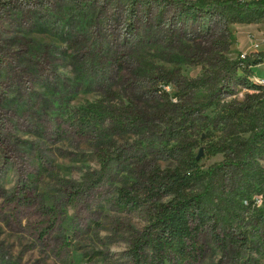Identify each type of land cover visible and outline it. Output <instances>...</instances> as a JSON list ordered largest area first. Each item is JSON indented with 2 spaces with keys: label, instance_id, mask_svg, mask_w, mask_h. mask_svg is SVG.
<instances>
[{
  "label": "rangeland",
  "instance_id": "obj_1",
  "mask_svg": "<svg viewBox=\"0 0 264 264\" xmlns=\"http://www.w3.org/2000/svg\"><path fill=\"white\" fill-rule=\"evenodd\" d=\"M180 1L189 0H0V264H152L134 247L150 204L121 211L115 202L120 185L143 198L140 174L182 158L170 150L179 139L164 140L165 123L151 108L159 89L193 106L213 85L186 92L183 79L210 68L226 37L229 57L264 51V17L227 24L216 16L205 28L179 20ZM254 74L264 77V60ZM234 89L199 113L176 111L180 139L196 143L204 171L226 158L208 145L240 130L225 112L255 92ZM115 113L127 117L125 129L110 121ZM230 188L225 177L211 189L224 197ZM252 205L264 207V191ZM235 212L247 239L221 243L227 214L217 207L215 222L198 231L194 264H264L251 209Z\"/></svg>",
  "mask_w": 264,
  "mask_h": 264
},
{
  "label": "trees",
  "instance_id": "obj_2",
  "mask_svg": "<svg viewBox=\"0 0 264 264\" xmlns=\"http://www.w3.org/2000/svg\"><path fill=\"white\" fill-rule=\"evenodd\" d=\"M182 11L179 20L186 23L200 22L208 28L214 17L229 22L252 21L264 17V0H189L180 1ZM227 37L224 46L215 50L208 58L210 68L196 77L184 78V89L187 91L212 84L211 93L205 100L193 106L183 105L168 98L162 89L159 92L160 100L151 108L159 112L156 118L165 123V141H179L170 147L171 151L180 149L182 158L174 164L165 166L155 165L146 173L140 174L143 182V198L141 194L129 187L133 185H120L117 187V208L121 211H134L143 205L150 204L153 210L149 224L144 228L141 236L134 242L136 249L145 252V259L152 264H194L198 254L202 253L197 243L198 231L215 222L216 208H222L227 218L224 220V236L221 243L242 245V239H247V231L242 227V217L235 212L251 209V218L262 229L261 238L264 241V207L253 204V196L264 191V168L259 159L264 156V84L255 81L254 67L264 60V51H251L245 57L226 55L228 50ZM180 60L183 58L179 57ZM165 70V69H163ZM146 74L147 70L141 68ZM175 70H165L174 72ZM143 73V74H144ZM244 85L255 92L246 93L243 100L236 106H231L224 114V118H236L240 122L239 131H233L229 138L208 145V152L216 154L222 152L226 158L219 163L212 164L207 170L198 167V161L192 152L195 142L180 139L176 119L177 109L181 115H193L212 106L220 94H234V86ZM164 96L165 98L161 97ZM159 98V96H158ZM101 103V102H100ZM93 107L102 108L99 103H92ZM156 108V109H154ZM95 109V108H94ZM96 111V109H95ZM191 117V116H190ZM113 114L110 121L115 128L125 129V119ZM189 119V117H188ZM102 167H106V159L101 157ZM230 179L229 189L224 197H215L211 189L217 180ZM205 181L200 191L193 190L195 183ZM231 193L232 196L231 197ZM167 197V200L162 198ZM234 198V200H233ZM215 199L219 200L215 201ZM247 201L244 205L242 202ZM136 252V250H135Z\"/></svg>",
  "mask_w": 264,
  "mask_h": 264
},
{
  "label": "built area",
  "instance_id": "obj_3",
  "mask_svg": "<svg viewBox=\"0 0 264 264\" xmlns=\"http://www.w3.org/2000/svg\"><path fill=\"white\" fill-rule=\"evenodd\" d=\"M240 1H241V0H240ZM239 55H240V57L244 58L245 55H246V53L240 52ZM255 81H258V82L264 84V77H262V78L255 77Z\"/></svg>",
  "mask_w": 264,
  "mask_h": 264
},
{
  "label": "water",
  "instance_id": "obj_4",
  "mask_svg": "<svg viewBox=\"0 0 264 264\" xmlns=\"http://www.w3.org/2000/svg\"><path fill=\"white\" fill-rule=\"evenodd\" d=\"M200 155H201V149H200V151H199V153H198V155H197V158H199Z\"/></svg>",
  "mask_w": 264,
  "mask_h": 264
}]
</instances>
